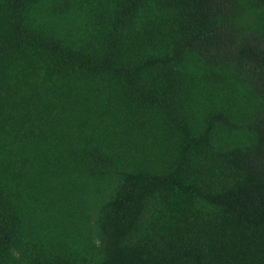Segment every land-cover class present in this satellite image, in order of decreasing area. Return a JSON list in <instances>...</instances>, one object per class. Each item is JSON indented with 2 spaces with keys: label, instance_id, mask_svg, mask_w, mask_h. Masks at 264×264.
<instances>
[{
  "label": "trees",
  "instance_id": "16d2710c",
  "mask_svg": "<svg viewBox=\"0 0 264 264\" xmlns=\"http://www.w3.org/2000/svg\"><path fill=\"white\" fill-rule=\"evenodd\" d=\"M0 264H264V0H0Z\"/></svg>",
  "mask_w": 264,
  "mask_h": 264
}]
</instances>
